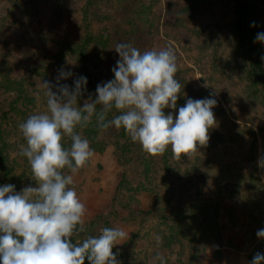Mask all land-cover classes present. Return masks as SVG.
Masks as SVG:
<instances>
[{"label": "rangeland", "instance_id": "1", "mask_svg": "<svg viewBox=\"0 0 264 264\" xmlns=\"http://www.w3.org/2000/svg\"><path fill=\"white\" fill-rule=\"evenodd\" d=\"M244 1L256 37L264 32V0ZM85 13L92 31L110 38L107 48L89 50L86 70L96 86L111 80L117 43L141 52L171 47L183 95L178 107L187 98L212 94L218 126L191 159L178 160L169 148L166 165L163 155H149L121 137V129L100 130L95 144L89 141L94 157L73 177L89 212L87 230L75 241L119 227L129 233L117 246L122 264H153L157 251L167 264H250L257 252L264 254V239L256 235L264 228V169L257 163L264 157V97L247 75L234 28L235 0H0V64L6 62L34 99L33 104L15 102L14 92L0 88V127L14 164L9 182L17 191L36 186L30 164L19 155L26 140L18 125L46 111L45 98L36 97L43 80L55 84L62 66L74 73L62 84L72 86L83 74L74 59L55 57L80 41ZM255 44L264 71V43ZM87 90L81 106L89 95L95 98L96 90L88 85ZM156 235L163 238L158 249ZM212 243L217 244L213 250Z\"/></svg>", "mask_w": 264, "mask_h": 264}, {"label": "clouds", "instance_id": "2", "mask_svg": "<svg viewBox=\"0 0 264 264\" xmlns=\"http://www.w3.org/2000/svg\"><path fill=\"white\" fill-rule=\"evenodd\" d=\"M254 42L264 43V32H258ZM112 49L119 57L112 68L114 79L97 84L95 98L89 95L82 106L86 76H78L72 86L62 84L74 75L62 66L55 84L43 80L37 85L36 97L45 98L46 111L18 125L26 140L19 155L30 164L36 186L17 191L14 184L0 185V264H122L117 246L129 237L122 228L105 227L98 236L75 241L87 230L89 212L73 177L95 154L78 129L93 118L101 131L123 129L149 155H163L171 148L178 160L191 159L198 146L206 147L210 130L218 126L213 112L218 101L212 94L187 98L178 107L183 95L176 78L178 58L171 47L141 52L130 43H117ZM113 110L118 114L108 119ZM66 139L70 146H65ZM257 163L264 169V157ZM256 235L264 239V228ZM162 239L154 237L157 249ZM153 264H167L159 251ZM250 264H264V254L257 252Z\"/></svg>", "mask_w": 264, "mask_h": 264}, {"label": "trees", "instance_id": "3", "mask_svg": "<svg viewBox=\"0 0 264 264\" xmlns=\"http://www.w3.org/2000/svg\"><path fill=\"white\" fill-rule=\"evenodd\" d=\"M91 1V0H88ZM236 1V14L237 20L234 23V28L238 36L242 55L247 65V75L249 81L259 87L264 97V71L261 69L258 58L256 57V44H255V29L250 26L252 24L250 10L244 0ZM84 34L79 42L75 44H69L63 50H61L55 57L57 62H63L66 58H72L78 62L79 68L83 71V76L87 77L88 86L96 90L95 80L92 79V74H87V61L89 50L93 45L99 49L107 48L110 38L108 35L102 33H94L90 26V19L87 17V13L84 16ZM6 62L0 64V88L6 92H14L16 94L15 102L20 101L22 104H33L34 99L30 97L26 92V83L21 79H15L11 76V68L6 67ZM114 79V75L109 76ZM116 112L114 115H117ZM100 131L96 127L95 118L91 124L86 128H83V137L87 138L91 144H95L96 134ZM7 134L6 130L0 127V185L10 183V174L13 173L14 164L7 151V143L5 141ZM121 137L130 139L128 134L121 129ZM66 146V145H65ZM169 150L163 154L164 163L167 164V158ZM13 175V174H12ZM17 188V184L14 183ZM87 264V261L85 262Z\"/></svg>", "mask_w": 264, "mask_h": 264}, {"label": "built area", "instance_id": "4", "mask_svg": "<svg viewBox=\"0 0 264 264\" xmlns=\"http://www.w3.org/2000/svg\"><path fill=\"white\" fill-rule=\"evenodd\" d=\"M217 247V244H215V243H212L210 246H209V248L211 249V250H213L214 248H216Z\"/></svg>", "mask_w": 264, "mask_h": 264}]
</instances>
